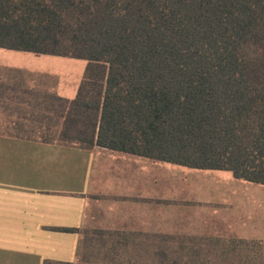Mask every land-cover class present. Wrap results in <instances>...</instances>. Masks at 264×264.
I'll use <instances>...</instances> for the list:
<instances>
[{
  "label": "trees",
  "instance_id": "obj_1",
  "mask_svg": "<svg viewBox=\"0 0 264 264\" xmlns=\"http://www.w3.org/2000/svg\"><path fill=\"white\" fill-rule=\"evenodd\" d=\"M0 47L88 62L75 99L10 80L1 136L264 186V0H0ZM94 232L122 240L65 264H264L263 241L168 237L128 255L122 233Z\"/></svg>",
  "mask_w": 264,
  "mask_h": 264
},
{
  "label": "crops",
  "instance_id": "obj_2",
  "mask_svg": "<svg viewBox=\"0 0 264 264\" xmlns=\"http://www.w3.org/2000/svg\"><path fill=\"white\" fill-rule=\"evenodd\" d=\"M10 80L66 99H75L81 85L66 96L57 75L0 62V97L9 94ZM3 113L0 106V127ZM183 168L102 147L84 151L0 135V250L14 241L22 264L74 263L81 230L97 215L114 223L101 230L134 231L137 238L151 239L148 232L155 228V238L173 237L166 233L187 223L181 202L199 198Z\"/></svg>",
  "mask_w": 264,
  "mask_h": 264
},
{
  "label": "rangeland",
  "instance_id": "obj_3",
  "mask_svg": "<svg viewBox=\"0 0 264 264\" xmlns=\"http://www.w3.org/2000/svg\"><path fill=\"white\" fill-rule=\"evenodd\" d=\"M0 62L5 65H15L22 68H31L38 72H45L57 75L60 79L59 90L63 95H73L80 85L88 62L83 59H73L52 55H34L0 49ZM7 129L0 131L8 132ZM185 175L191 177L193 196L199 197L195 201L188 199L181 202L183 207L185 227L177 226V229L170 230L167 236L175 238H196L199 245L206 249L208 242L211 246L208 249H220L215 241L208 239H220L225 243L231 239L257 240L264 242V186L236 180L229 171L218 170H193L183 168ZM183 171V170H182ZM189 177V178H190ZM100 200V196H96ZM201 198V199H200ZM92 199H89L90 207ZM107 220V218H103ZM108 219H112L108 217ZM101 220V223H100ZM114 223L103 222L99 215L95 221L85 225L82 231V240L79 247V255L87 253L91 262H103L104 254L109 247L114 246L113 240H122L116 236L105 234L103 239L94 231L101 228H111ZM179 228V229H178ZM132 229V228H131ZM104 230V229H102ZM133 230V229H132ZM122 233L121 237L127 241V254H134L138 251L148 250L154 252L153 245L162 241L156 236V229L148 232L149 238H137L139 232L130 233L114 230H104ZM162 234V233H160ZM157 236H160L159 234ZM124 239V241H125ZM106 242L103 245V242ZM8 241L6 247L0 250V264H22L19 261L17 251L15 252ZM186 243H189L188 241ZM207 243V244H206ZM138 245V247H136ZM168 245L178 246V241H167ZM206 244V245H204ZM163 245H165L163 243ZM208 246V245H207ZM100 250L103 252L100 255ZM264 251V248L262 249Z\"/></svg>",
  "mask_w": 264,
  "mask_h": 264
}]
</instances>
